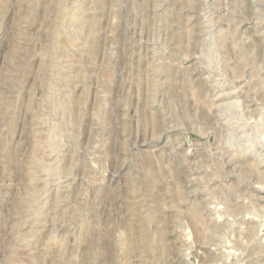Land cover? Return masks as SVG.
Instances as JSON below:
<instances>
[{
	"label": "rangeland",
	"instance_id": "obj_1",
	"mask_svg": "<svg viewBox=\"0 0 264 264\" xmlns=\"http://www.w3.org/2000/svg\"><path fill=\"white\" fill-rule=\"evenodd\" d=\"M0 264H264V0H0Z\"/></svg>",
	"mask_w": 264,
	"mask_h": 264
}]
</instances>
